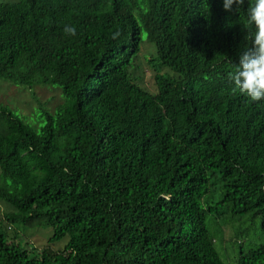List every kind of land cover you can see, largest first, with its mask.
<instances>
[{"label":"trees","instance_id":"1","mask_svg":"<svg viewBox=\"0 0 264 264\" xmlns=\"http://www.w3.org/2000/svg\"><path fill=\"white\" fill-rule=\"evenodd\" d=\"M206 2H0V83L61 100L34 123L0 104V264H226L209 217L264 235V100L229 80L255 28Z\"/></svg>","mask_w":264,"mask_h":264},{"label":"rangeland","instance_id":"2","mask_svg":"<svg viewBox=\"0 0 264 264\" xmlns=\"http://www.w3.org/2000/svg\"><path fill=\"white\" fill-rule=\"evenodd\" d=\"M8 1L9 0H0V2ZM142 43V50L146 49V52L151 51L152 46L147 43L145 35H143ZM141 63L144 64L143 59H141ZM146 68L147 67L142 66V70H145ZM148 70L150 69L148 68ZM145 74L144 78L149 80V76H147V73ZM58 91L59 90L56 87L45 88L37 86L31 89H18L11 85L9 86L4 83H0V104L7 105L12 109L17 108L16 112L24 115H29V112L33 110V112H30L31 116H28L29 118L26 121L34 123L36 119L43 114V110H52L57 103H61ZM48 98H51V100H47ZM37 101L40 102L42 106H37ZM211 218L212 217L208 218L207 223L209 222L210 229L216 237L215 247L226 264H235L240 245L244 251H247L255 244L264 243V235L260 229L259 219L248 221L249 218L247 217V219L243 222L235 224L231 222L233 225L230 224V230H228L227 227L223 228L222 220L217 219L212 221L210 220ZM237 228L246 230V234L244 236L236 237L234 234L236 233L235 230ZM8 229H10L9 226ZM232 232L234 233L233 235ZM23 235L24 240L31 242L35 247L41 248L47 244V240L51 235V230L49 228L40 229L32 227L24 230ZM67 239L68 238L65 237L64 239L53 243L51 247L55 251L62 249L64 244L67 242Z\"/></svg>","mask_w":264,"mask_h":264},{"label":"clouds","instance_id":"3","mask_svg":"<svg viewBox=\"0 0 264 264\" xmlns=\"http://www.w3.org/2000/svg\"><path fill=\"white\" fill-rule=\"evenodd\" d=\"M246 0H222L226 12H239ZM248 23L255 28L251 47L244 49L239 55V63L234 72L229 73V80L235 89L247 96L252 102L264 100V0H247ZM205 11H210L208 0L204 4ZM64 32L76 35V28L65 26ZM119 33L113 35L115 38Z\"/></svg>","mask_w":264,"mask_h":264}]
</instances>
